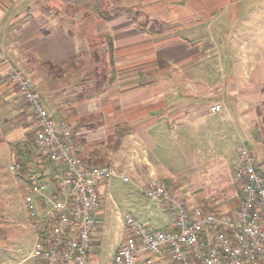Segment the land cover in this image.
Returning a JSON list of instances; mask_svg holds the SVG:
<instances>
[{"label": "crops", "instance_id": "crops-1", "mask_svg": "<svg viewBox=\"0 0 264 264\" xmlns=\"http://www.w3.org/2000/svg\"><path fill=\"white\" fill-rule=\"evenodd\" d=\"M110 4L114 8L102 0H0V160L8 157L11 172L14 163L22 166L18 146L37 130L9 79L14 66L32 79L54 117L72 124L80 153L98 154L96 164L105 158L143 183L158 178L206 211L234 212L240 137L264 173V0ZM218 64L219 81L212 74ZM217 102L223 109L211 112ZM48 161L37 147L26 172L44 166V178L56 181L61 169ZM3 176L0 164V183ZM106 185L100 187L103 206ZM103 206L93 258L110 264L126 227L122 221L115 242L104 244Z\"/></svg>", "mask_w": 264, "mask_h": 264}, {"label": "built area", "instance_id": "built-area-1", "mask_svg": "<svg viewBox=\"0 0 264 264\" xmlns=\"http://www.w3.org/2000/svg\"><path fill=\"white\" fill-rule=\"evenodd\" d=\"M9 79L36 120L38 147L61 169L57 180L50 181L31 176L20 163L11 165L24 186V206L35 233L30 257L34 264H102L93 258L103 206L100 187L111 176L126 182L132 177L110 162L88 164L79 153L72 124L54 117L32 79L14 66ZM223 107L217 102L210 111ZM239 143L235 175L240 201L234 212L206 211L156 177L137 183L143 195L165 205L174 220L155 229L118 210L126 232L110 264H264V173L246 138L240 137Z\"/></svg>", "mask_w": 264, "mask_h": 264}, {"label": "rangeland", "instance_id": "rangeland-1", "mask_svg": "<svg viewBox=\"0 0 264 264\" xmlns=\"http://www.w3.org/2000/svg\"><path fill=\"white\" fill-rule=\"evenodd\" d=\"M103 5L110 8H114L110 4V0H102ZM104 5V6H105ZM151 25L155 28L159 27L156 21H150ZM242 51V50H241ZM233 60H238L241 56L238 54V49L233 48L230 52ZM215 66L210 64V67ZM227 68V66H225ZM230 68L232 66H229ZM223 66L218 64V68L212 72L216 74L214 80H220L223 75L221 71ZM238 74L241 69L236 71ZM217 73H220L217 74ZM104 75V70L102 71ZM240 137V135H239ZM240 140V138H239ZM239 141H236V160L239 157ZM193 144V148H194ZM204 148L206 147L203 145ZM250 147V145L248 144ZM251 148V147H250ZM194 153V151H193ZM9 159L7 156L1 157L0 164L2 166L3 177L0 183V264L8 260L22 261L24 258L27 260L25 264H34L30 256L34 244L35 233L28 218V213L24 206L23 197L21 194V187L18 183L17 176L14 177L9 168ZM181 166L184 162H180ZM178 164V163H177ZM96 165V164H95ZM237 167V166H235ZM236 180V175H234ZM143 184V182L132 177V181L126 182L120 177L111 176L106 185V201L104 208L105 227H108L109 231L106 237L107 246L115 242L116 231L122 228V219L118 217L117 211L121 213L130 212L136 218L142 221L148 222L155 229L160 227H166L174 220L172 213L168 208L159 201L145 197L142 191L137 187ZM239 193L240 185L238 183Z\"/></svg>", "mask_w": 264, "mask_h": 264}, {"label": "trees", "instance_id": "trees-1", "mask_svg": "<svg viewBox=\"0 0 264 264\" xmlns=\"http://www.w3.org/2000/svg\"><path fill=\"white\" fill-rule=\"evenodd\" d=\"M31 135H30L31 139L25 143L26 145H23L24 143H22V144H19V146H18L19 152L23 158L22 168H23V171H25V172L27 171V164L29 162V159L32 157L33 153L37 150V147H38L37 141L35 138L36 135H34V134H31ZM30 136H29V138H30ZM24 146H27L26 150L24 149ZM79 153H80V151H79ZM94 155L96 156L98 154L92 153V155L89 154V156L88 155L84 156V154H81V156L84 158V160L90 165H95L97 162L95 159H93ZM108 162L109 161L105 158L101 161V163H108ZM48 165L49 164H47V166ZM43 169L46 170V168L44 166H41V168L37 169L36 172H31V176H33V177L35 176V178H37V179L44 178L45 175L42 174Z\"/></svg>", "mask_w": 264, "mask_h": 264}]
</instances>
